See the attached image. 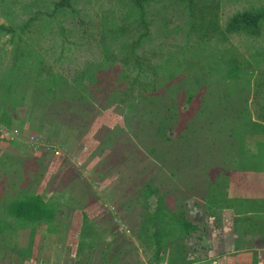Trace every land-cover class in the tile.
<instances>
[{
    "label": "rangeland",
    "instance_id": "obj_1",
    "mask_svg": "<svg viewBox=\"0 0 264 264\" xmlns=\"http://www.w3.org/2000/svg\"><path fill=\"white\" fill-rule=\"evenodd\" d=\"M56 1L0 0V25L17 28L35 18L31 31L21 39L42 55L51 71L68 78L81 68L104 62L112 73L122 66L134 71L139 67L140 72L149 74L157 67L159 75L166 73L165 65L175 64L180 78L186 80L200 70V59L207 50L216 60L227 56L228 50L232 52L245 64L240 66L248 80L245 83L238 78L239 87L228 103L234 108L231 114L247 125L245 133H235L229 141L235 160L252 170V178L244 190L236 188L231 175L229 182L212 181L209 175L202 181L190 178L198 145L187 137L172 156L154 152L146 161H139L142 156H138L118 162L113 170L102 169V157L113 147L105 141L109 130L124 126L129 133L125 122L129 105L116 100L82 136L67 128L52 136L47 124L39 126V111L33 109L28 93L22 103L6 104L7 113L14 118L10 126L0 123V155L10 153L24 161L42 157L46 173L29 192L52 194L57 198V213L47 224L32 228L17 225L13 234L6 232V214L1 213L4 242H0V264H190L195 243H200L204 234L212 241L213 233L222 226L229 228L231 237L233 231L238 232L243 242L249 236L246 251L239 254L263 264L264 203L259 199L264 200V20L257 33L226 32L222 39L210 38L203 51L197 30L190 31L186 0H147L134 10L126 0H76L63 11L54 10ZM192 3L212 4L222 30L236 12L264 10V0ZM117 24L125 25L126 32L114 39L110 28ZM11 35L0 30L6 66L13 49ZM213 74L207 68L203 78L223 87L224 80L217 81ZM229 82L228 89L235 80ZM107 84L100 82L101 87ZM182 87L185 95V84ZM194 108L187 102L180 107L185 113L194 112ZM218 109L220 112L221 106ZM168 135L175 139L173 131ZM116 150L115 146L113 152ZM67 172L68 180H63ZM5 176L0 170V182ZM183 219L193 226L186 233L180 226ZM160 230L156 249L155 234ZM203 244L204 251L201 248L194 254L195 264H211V247L207 241Z\"/></svg>",
    "mask_w": 264,
    "mask_h": 264
},
{
    "label": "trees",
    "instance_id": "obj_2",
    "mask_svg": "<svg viewBox=\"0 0 264 264\" xmlns=\"http://www.w3.org/2000/svg\"><path fill=\"white\" fill-rule=\"evenodd\" d=\"M73 1L76 0H58L54 2V10L63 11L71 7ZM146 1L126 0L131 10L142 7ZM186 1L184 5L190 17V31L197 30L198 37L203 41V51L207 50L205 44L210 38L222 39L226 32L249 30L257 33L260 21L264 20V10L239 11L222 30L212 4ZM33 20L35 18L26 20L17 28L0 25V30L12 32L13 44L7 66L0 47V123L10 126L14 116L7 113L6 104H20L30 93L29 102L35 107L34 110L37 108L39 111L40 127L47 124L52 130V136L58 135L63 128L70 132L76 130V135L82 136L98 115L110 108L116 100L121 101L129 105L125 119L129 133L124 126L109 130L111 132L105 141L113 147L108 148L105 152L108 154L102 157V169L113 170L118 162L138 156H142L137 158L139 161H146L154 152L172 156L181 148L182 138L187 137L193 145H198L194 151L197 153V161L190 169V178L202 181L209 175L212 181L227 182L231 175L236 179V188H246L247 181L250 182L252 178V170L242 167L241 162L235 160L237 158L229 140L235 133H245L247 123H239V117L231 114L234 108L228 103V97L239 87V79L246 83L248 78H243L247 74L242 76L244 70L240 65L245 64H241L232 52L228 50L227 56L221 55L216 60L212 52L207 50L200 59V70L194 73L193 78L189 75L190 78L186 80L180 78V72L177 71L179 68L175 64L170 67L165 65L166 73L159 75L157 67H153L149 74L140 72L139 67L134 71L122 66L112 73L104 62L81 68L73 78H68L51 71L42 55L21 39L22 34L31 31ZM110 29L113 30L114 39L124 36L126 32L125 25L117 24V27L111 26ZM121 45L122 50L126 49L123 43ZM208 58H212L213 62H206ZM207 68L209 73L214 72L217 81L224 80L223 87L218 88L213 80L203 78ZM131 73L134 74L132 78ZM231 79L235 82L228 89ZM102 81L108 84L101 87ZM184 84L185 95L182 87ZM183 102L193 104L194 112H182L180 107ZM218 105L222 108L220 112ZM117 130L121 132L119 135L115 132ZM171 131L175 139L168 135ZM101 143L103 146V141ZM115 146L117 150L113 152ZM215 162L216 168L213 166ZM0 170L6 174L0 182V214H6V232L12 233L20 224L28 228L47 224L56 217V197L29 192L32 185L38 183L46 173L47 166L42 163V157L24 161L23 158L4 152L0 155ZM69 175L68 172L63 175V180H68ZM261 201L264 203V200L259 199ZM180 226L184 233L193 227L187 219H183ZM161 232L155 234L156 249L159 247ZM3 238L2 232L0 242H4Z\"/></svg>",
    "mask_w": 264,
    "mask_h": 264
},
{
    "label": "crops",
    "instance_id": "obj_3",
    "mask_svg": "<svg viewBox=\"0 0 264 264\" xmlns=\"http://www.w3.org/2000/svg\"><path fill=\"white\" fill-rule=\"evenodd\" d=\"M235 216H237L235 214ZM192 223V222H191ZM199 229V226L196 227V230ZM227 230V231H226ZM204 231V230H203ZM217 233H213L212 241L208 240L209 235L204 234L203 240L200 239V243H195L194 247V254H197V250L201 249L204 251V242L207 241V244L209 245L210 250L209 253L212 254L211 258V264H262L260 260H255L251 258V261H249V258H244V256H241L239 253H242L245 250V243L246 240L243 242L241 240V236L238 234V232H232V236L229 232V228L227 226H222L216 229ZM205 233V232H204ZM219 235L221 237H219ZM260 242L264 243L263 237H261ZM211 245V246H210ZM218 249H221L220 251ZM217 250V251H216ZM208 253V254H209ZM194 254L191 256L193 259L190 264H195L194 262ZM264 264V263H263Z\"/></svg>",
    "mask_w": 264,
    "mask_h": 264
},
{
    "label": "built area",
    "instance_id": "obj_4",
    "mask_svg": "<svg viewBox=\"0 0 264 264\" xmlns=\"http://www.w3.org/2000/svg\"><path fill=\"white\" fill-rule=\"evenodd\" d=\"M58 153V151H56V154Z\"/></svg>",
    "mask_w": 264,
    "mask_h": 264
}]
</instances>
